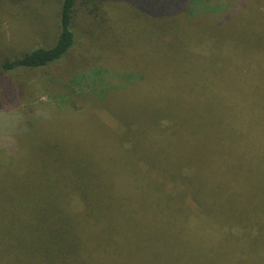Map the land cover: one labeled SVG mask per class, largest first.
Returning <instances> with one entry per match:
<instances>
[{
	"label": "trees",
	"instance_id": "16d2710c",
	"mask_svg": "<svg viewBox=\"0 0 264 264\" xmlns=\"http://www.w3.org/2000/svg\"><path fill=\"white\" fill-rule=\"evenodd\" d=\"M29 1L0 0V9ZM57 1L54 43L5 57L0 88L12 101L16 91L10 76L31 70L64 68L61 75L79 84L100 77L101 70L130 69L127 85L107 86L103 94L94 88L80 93L92 95L83 113L87 120L78 118L89 126L87 138L101 132L100 123L107 134L93 141L111 138L119 166L100 174L72 150L86 138L41 131L34 177L23 185L8 178L0 186V264H216L210 248L190 232L191 222L201 216L220 228L225 243L230 239V211L205 206H214L206 198L212 184H230L231 170L234 182L251 184V197L264 188V124L257 126L258 120L264 123V105L250 109L245 134L232 129L240 152L230 155V85L239 84L232 90L235 107L243 96L264 104V92L253 94L264 88V79L260 89L248 79L255 70L264 72V0ZM240 75L242 83L235 78ZM134 78L140 81L134 84ZM148 85L158 93L179 90L178 101L199 109L201 119L179 122V104L169 108L171 99L161 97L146 111L117 110L130 102L134 90L140 94ZM25 93L22 89L20 95ZM3 95L0 91V109L8 104ZM46 113L44 122L13 113L20 118L7 124L30 133L39 124L50 125L54 111ZM196 131L215 136L217 150L207 152V144L203 149L193 143ZM15 142L5 126L0 129V148L6 151L0 156H12ZM164 143L175 149L162 154L158 145ZM180 147L184 159L178 157ZM89 149L81 151L93 156ZM220 192H215L220 199L230 193ZM155 193L158 204L148 205ZM262 211L250 217L264 218ZM89 230H97L96 236Z\"/></svg>",
	"mask_w": 264,
	"mask_h": 264
},
{
	"label": "rangeland",
	"instance_id": "374dc122",
	"mask_svg": "<svg viewBox=\"0 0 264 264\" xmlns=\"http://www.w3.org/2000/svg\"><path fill=\"white\" fill-rule=\"evenodd\" d=\"M58 10L59 3L57 0H30L28 3L22 5H4L3 9H0V63L5 57H13L23 51L32 50L40 46L52 45L59 30ZM148 51L152 55V50L150 49ZM151 55L148 54L147 57ZM102 61L103 64L107 62L104 59H102ZM145 63H152V59L150 62ZM63 69L64 68L59 67H54L49 70L37 69L10 76V81L16 91V95L12 101L8 98L7 91L3 87L0 88V91L4 94L3 96H7L6 100L8 103L4 105V108L0 109V129L5 126L7 130L10 131V134L16 139L14 146L17 147L12 156H0V176L2 175V171H4L3 174L5 175L4 178L0 179V186L8 178L18 185H23L26 180L34 177L33 172L35 168L32 167H37L39 163L36 156L39 152L42 138L44 137L42 133H40L41 131L49 135H77L81 139L86 138L85 141H79L73 145L72 150L75 154L86 157L88 159L87 165L93 164V166L99 170L100 174L105 173V170L108 168H118L117 157L119 151L112 146L113 140L109 138L106 140L93 141L97 135L107 134L104 132V127L98 123V128L101 132L87 138L89 133L88 124L84 122L79 123L78 118H81L82 121L87 120V114L84 115L83 113L86 111L85 108H90V106L87 105L90 103L89 99L92 97L90 94L82 95L80 93L87 92L94 88L98 89L101 94H103L107 86H119L120 88L123 84L127 85L130 79L128 74H131V72L128 71L130 69L116 66L115 69L110 68V70L107 71L101 70L100 77L97 78L93 76V78L79 84L71 81L72 78L67 76L63 77V75H61ZM92 69L93 67L88 70L91 71ZM149 69L151 71V66H149ZM242 77L245 78L244 75L236 76L235 78L239 83H242ZM29 79H31V81H29ZM248 79L253 81H251V84L249 83L250 85L253 83L260 89V81L264 79V72L255 70L249 74ZM134 80V84L140 81L135 78ZM238 86L239 84L234 86V83L230 85V155L235 152H240L238 149L239 142L235 145L233 143L235 137L238 135H233L232 129L239 127L238 131L245 134V122L248 119L250 109L255 112L260 110L264 105L259 103L253 104V102H249L248 98L244 99L243 96V100H239L241 105L238 108L235 107V99L232 90ZM244 88L243 85L240 91L243 92ZM22 89L26 91L24 95H20ZM262 89L264 88L256 90L258 93L254 92L253 94L255 96L262 94L264 92ZM176 90L177 89L168 91L163 90L158 93L148 85L140 94H135L134 90L132 95L129 96L130 102L120 106L117 110L129 109L138 112V110L142 111L141 108H144L146 111L148 107L154 103L155 97H161L166 101L171 99L170 103H168L169 106H167L169 108H173L175 105L179 104L177 107L178 112L175 114L179 122L184 124L192 118L201 119L202 113L199 109L192 107L188 101H184V103L178 101L180 91ZM82 99H86L84 103ZM58 108L60 110L59 112L64 116L58 114ZM47 109L54 111L52 118L48 121L50 125L41 126V124L38 125V122H35L37 123L35 126H38L33 130L31 129L30 133H26L24 130L18 131L15 127L10 129V125L7 124V121L11 119L20 118L19 114H13L18 112L27 115L28 121L36 119L40 122H44V119L47 118ZM10 112V115H6ZM98 112L100 111L98 110ZM262 120H264V118ZM258 124L262 126L264 123H260L258 120L257 126ZM196 132L197 134L195 136L197 137L193 143H196L197 146L200 145L203 149L207 144V152H215L217 150V146L215 145L217 139L215 136H199L198 131ZM146 137H149V135ZM6 139L8 142L9 137ZM57 141H60L62 144L61 140ZM183 141L184 143L186 142L185 139H183ZM89 146L91 148V150H89L93 152V156L81 151L82 148H89ZM158 148L161 150L162 154H168L173 147H168L164 143L159 144ZM176 149L181 151V155L179 154L180 156H178L179 159H184L186 157V155L183 156L185 148L180 147ZM197 150L199 149L197 148ZM5 152V148L1 147L0 153L3 154ZM128 165H130V163ZM197 186H199V184L195 185V187ZM212 188L213 190H211L208 195L206 194V198L209 199V202H212L214 206L209 204H205V206L216 212L222 211L224 214L230 211V239L225 243L223 241L225 235L219 232L220 228L210 223L207 218L200 216L190 224V232L193 240L204 247L210 248L211 263L264 264V230H251L253 227L256 229L264 227V218L258 216L250 217V213L253 212L261 215L260 212L264 210V188L261 187V195L251 197L250 193L251 189H253L251 184H248V182H234L231 170L230 184L225 183L221 186L212 184ZM220 189L224 191L229 190L230 193L224 192V197L220 199L216 195L220 192ZM215 192L217 193L215 194ZM158 199L157 193H155V195L148 200L147 204L156 205L158 204ZM200 213L203 214L202 211ZM235 223L237 225L236 229L233 228V224ZM166 227L168 226L166 225ZM89 233L92 236H96L97 230H89ZM201 260L203 263H209V260L206 258H201ZM197 261H199V259Z\"/></svg>",
	"mask_w": 264,
	"mask_h": 264
}]
</instances>
